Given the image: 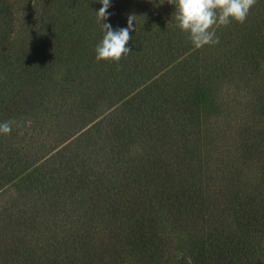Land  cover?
Wrapping results in <instances>:
<instances>
[{
    "label": "rangeland",
    "instance_id": "obj_1",
    "mask_svg": "<svg viewBox=\"0 0 264 264\" xmlns=\"http://www.w3.org/2000/svg\"><path fill=\"white\" fill-rule=\"evenodd\" d=\"M110 4L136 15L119 63L99 0H0V264H217L264 208V0L199 49L166 0Z\"/></svg>",
    "mask_w": 264,
    "mask_h": 264
},
{
    "label": "clouds",
    "instance_id": "obj_2",
    "mask_svg": "<svg viewBox=\"0 0 264 264\" xmlns=\"http://www.w3.org/2000/svg\"><path fill=\"white\" fill-rule=\"evenodd\" d=\"M174 6L172 18L175 26L185 34L194 48L206 45H218L219 36L215 29L227 27L232 22L244 24L257 0H166ZM102 5L95 11L96 22L102 30V39L96 44L95 61H108L119 63L120 60L131 53L127 47L135 32L136 15L127 16V27L113 29L111 24L104 23L111 13L110 0H99ZM14 121L0 122V134L8 135L12 132Z\"/></svg>",
    "mask_w": 264,
    "mask_h": 264
},
{
    "label": "trees",
    "instance_id": "obj_3",
    "mask_svg": "<svg viewBox=\"0 0 264 264\" xmlns=\"http://www.w3.org/2000/svg\"><path fill=\"white\" fill-rule=\"evenodd\" d=\"M5 13V12H3ZM181 68H185L188 64L187 60L180 61ZM179 65V66H180ZM152 91V90H150ZM149 91L145 92L148 93ZM144 95L140 94L138 97L142 98ZM150 96V94H149ZM154 105V104H153ZM139 110V109H136ZM118 134L120 136V150H124L132 143L133 136L135 134V131L133 130H118ZM245 146H248V143L246 142L244 144ZM180 198V197H179ZM171 206L174 207L176 214L182 215L183 208L180 204V207H176L173 203H171ZM190 214V213H189ZM212 214L206 213L202 217V223H212L213 217ZM244 218V222L242 223V229H240V235L237 239L239 240L241 244V249H238L236 247H232L230 245H227L226 243H223L222 245H217V249L214 248V246L210 248H205L206 250H209V255L212 256L214 259L217 260V264H237L235 262V259L238 256L239 252L247 251L252 252L246 253L244 256L246 257V264H264V259L257 258L255 255V249L261 244H264V208L260 209V207L254 209L251 208L246 211ZM222 230L218 234H220ZM149 234V233H148ZM217 234V233H216ZM150 235V234H149ZM158 238V237H157ZM221 242V241H220ZM251 260H248V258H252Z\"/></svg>",
    "mask_w": 264,
    "mask_h": 264
}]
</instances>
